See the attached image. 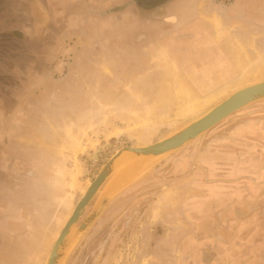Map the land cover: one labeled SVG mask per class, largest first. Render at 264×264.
I'll list each match as a JSON object with an SVG mask.
<instances>
[{"label": "rangeland", "instance_id": "rangeland-1", "mask_svg": "<svg viewBox=\"0 0 264 264\" xmlns=\"http://www.w3.org/2000/svg\"><path fill=\"white\" fill-rule=\"evenodd\" d=\"M238 2L241 8L251 13L259 7L254 0L203 1L205 4L202 12L215 17L228 7L231 17L228 24L224 21L222 25L215 19L209 20L207 26L196 22L200 30L204 29L208 33H221L222 30L226 33L227 30L230 34L225 66L207 69L210 78L206 85L199 82L205 80L202 75L206 68H197L191 76L188 71L177 66L172 55L169 56L159 47L148 50L125 48L79 52V45L72 52L70 48L72 49L76 40H71L65 46L68 47V52L53 53L58 57L56 61L60 64V71L54 69L53 72H48L52 90L55 94L62 92V88L64 92L66 87L69 93L74 91L81 94V118L77 120V114L69 118H49L48 124L53 122L68 132L48 134L49 139L53 135L55 141L52 154L48 152L52 163H39L36 167L30 163L36 160V150L31 143L24 141L36 134L28 133L32 128L24 121L17 126L18 134H25L21 140L22 148L13 151L20 162L8 164L6 171L0 163V202L5 194L22 193L23 204L26 201L28 207L30 180L34 181L32 177L38 176V217L31 227L28 221L17 245L6 246L5 262L1 261L2 264H20L19 257L22 259L21 264H46L53 243L82 197L84 189L118 150L159 142L197 120L236 91L264 81V23L261 36L255 39L253 21L246 20L245 26L243 20L237 19ZM0 13L5 14L6 11L0 7ZM190 13L195 12L191 10ZM172 28L171 26L170 29ZM68 80L72 83L69 88L65 86ZM41 91L42 87H37L36 94L39 95ZM52 102L60 112L67 109V104L77 109V101L72 99L55 98ZM22 115L24 114L21 113ZM254 118L264 119V100L238 111L170 156H182L194 151L197 155H203L208 146L213 147V152H237L240 147L237 145L236 128L245 119ZM39 138L42 140L41 136ZM1 145L4 148V142ZM246 151L249 152V149ZM46 154L45 150H38L36 156L42 158ZM5 156H9V151ZM249 161L247 160V168L250 167ZM217 163L213 165V168H218L214 171L213 182L228 181L226 183L229 190L226 192L230 196H226L224 200L229 199L227 207L232 211L227 213L214 210L205 218H198L197 214H192L194 218L188 217V213L177 217L183 221L178 222V225L183 224L182 229L176 230L182 232L183 240L190 235L191 223L193 226H211L209 235L208 230L192 229L198 242L197 255L192 254V260L184 259L181 264H264V191H260L259 195H254L258 191H252L254 184L261 185L264 189V179L254 183L246 178L247 193L244 201L242 196L237 195V184L242 181L238 180L236 174L238 165L226 161ZM169 165L171 163L162 161L152 166L145 175L116 195L103 214L70 245L62 264H156L148 258L152 247L148 248L143 242L147 243L149 236L155 232L157 236L159 232L156 228L153 231L145 225L153 196L166 187L162 178L166 174L170 175ZM261 170L264 174V165ZM227 176L230 177L229 180L225 179ZM157 179H162V182L159 184ZM100 196L101 193L95 197L88 212ZM6 199L10 200V197ZM7 202L8 205L13 203ZM83 220L84 218L80 220L79 225ZM163 232L168 235L173 232V228L167 227ZM29 240L32 244H25ZM209 252L215 253L212 261L205 259ZM179 253L190 256L189 248L185 246Z\"/></svg>", "mask_w": 264, "mask_h": 264}, {"label": "crops", "instance_id": "crops-1", "mask_svg": "<svg viewBox=\"0 0 264 264\" xmlns=\"http://www.w3.org/2000/svg\"><path fill=\"white\" fill-rule=\"evenodd\" d=\"M0 1L2 2L1 9L6 11L5 14L0 13V28L2 29L0 32V134L2 139L4 138L0 139L1 143L4 142V148L0 143V163L5 171L8 164L15 165L18 161L20 162V158L13 151L22 148L21 140L25 134H18L16 129L22 121L32 128L28 133L36 134L24 140L31 143L34 146L32 148L36 150V160L30 162L36 167L39 163H52V157H49L48 152L52 154L55 141H53V135L49 139L48 134L68 132V130L64 131L63 127L60 128V125H54L53 122L48 124L49 118L55 116L69 118L77 114L79 118L77 120H80L81 94L74 93V91L69 93L66 87H64V92L62 88V92L54 94L52 81L48 74L54 69L60 71V64L56 61L58 57L57 55L55 57L53 53L55 51L57 54L68 52L69 49L65 46H68L71 40H76L72 49L69 47L72 52L79 48V45H81L79 52H101L125 48L148 50V48L159 47L169 56L172 55L177 66L188 71L192 74L191 76L197 68H206L202 75L205 80L199 81L205 85L210 78L209 73L206 72L207 69L212 70L225 66V55L230 45L229 32L225 30V33L222 30L221 33L211 31L208 33L204 29L200 30L196 22H202L204 26L208 25L209 20H216L219 25H222L224 21L228 24L231 19L230 8L227 7L223 12L211 17L202 12L205 0H173L166 8L153 13L148 7L155 5L157 3L155 0ZM254 1L255 5L259 6L256 7L257 10L254 13L241 8L238 2L237 19L243 20L244 23L246 20L253 21V36L256 39L261 36L264 23V0ZM191 10L195 13H190ZM170 18L176 20L171 23ZM219 25L216 24V26ZM171 26L172 29H170ZM203 54L206 55L203 56ZM70 85L72 83L68 80L65 86L69 88ZM37 87L39 89L42 87L39 95L36 94ZM55 98L77 101V109L67 104L65 105L67 109L64 108L65 110L60 112L54 108L52 101ZM21 113L24 115L21 116ZM236 132L237 145L240 147L237 152H213V147L208 146L206 154L203 155L200 153L197 155L194 151L182 156H169L164 160L166 163H171L169 165L170 175L166 174L162 178L166 187L153 196L154 200L148 208L145 225L151 227L153 231L156 228L159 232L157 236L156 232L149 236L147 243L143 242V245H147L148 248L152 247L151 256H148L149 261L156 262V264H181L184 259L192 260V254L197 255L196 249H198V242L193 236L192 229L197 231L201 228L208 230V235L211 233L209 230L211 226H196L194 223L193 226L191 223L190 235L183 240L182 232L176 231L177 228L182 229L183 227V224L178 225V222H183L177 219L178 216L188 213V217L197 214L198 218H205L209 212L214 210L227 213L232 211L227 207L229 199L224 200L226 196H230V193L226 192L229 190L226 183L228 181L213 182L214 171L218 170V168H213V165L217 161L238 165L236 174L238 180L242 181L237 184V195L242 196L244 201L247 193L246 178L254 183L264 179L261 170L264 165V119H245L238 125ZM39 133H42L40 135L42 140L39 138ZM7 143H9L8 146ZM56 143L61 142L56 141ZM56 148L60 147L56 146ZM246 149H249V152ZM38 150H45L47 154L42 158H37ZM8 151L9 156L6 157L5 154ZM247 160H250L249 168H247ZM234 172L232 168V173ZM138 175V173L127 171L119 177L114 185L115 188L123 189ZM4 178L5 172H3ZM37 178L38 176H34L32 179L35 180H30L28 207L26 201L23 204L22 193L3 195L4 198L0 202V264H2L1 261L5 262L6 246L17 245L18 240L22 239V230L27 227L28 221L30 227L33 222L37 221ZM162 179H157L159 184ZM225 179L229 180L230 177L227 176ZM110 181L103 186L102 190L108 186ZM253 187L252 191H258L254 195H259L260 191H264L261 185L254 184ZM33 195L35 198H32ZM0 196L2 197L1 194ZM6 197H10V200ZM6 200L9 203L13 202L12 205H8ZM238 203L241 205L239 201ZM108 205L104 211L109 207ZM89 213L90 211H86L83 218L85 219ZM167 227L173 228V232L168 235L163 232ZM27 243L32 244L30 240L25 242ZM184 246L189 248L190 256L188 257L179 253ZM205 256L206 260L212 261L215 253L209 252ZM19 259L21 264V257ZM29 261H32V250L29 251Z\"/></svg>", "mask_w": 264, "mask_h": 264}, {"label": "water", "instance_id": "water-1", "mask_svg": "<svg viewBox=\"0 0 264 264\" xmlns=\"http://www.w3.org/2000/svg\"><path fill=\"white\" fill-rule=\"evenodd\" d=\"M263 100L264 81H261L236 91L197 120L159 142L148 146L124 147L118 150L85 189L83 196L53 243L46 264H62L70 245L100 217L107 204L130 184L138 180L148 169L161 163L238 111ZM127 171L139 175L123 189L117 190L114 185L119 177ZM110 179L108 186L102 190ZM99 193L101 196L97 203L79 225L88 207Z\"/></svg>", "mask_w": 264, "mask_h": 264}, {"label": "flooded vegetation", "instance_id": "flooded-vegetation-1", "mask_svg": "<svg viewBox=\"0 0 264 264\" xmlns=\"http://www.w3.org/2000/svg\"><path fill=\"white\" fill-rule=\"evenodd\" d=\"M155 1L157 2L155 3V5L148 7L151 13L158 11L161 8H166L168 4L172 3L173 0H155Z\"/></svg>", "mask_w": 264, "mask_h": 264}, {"label": "bare ground", "instance_id": "bare-ground-1", "mask_svg": "<svg viewBox=\"0 0 264 264\" xmlns=\"http://www.w3.org/2000/svg\"><path fill=\"white\" fill-rule=\"evenodd\" d=\"M173 21H174V20H173ZM173 21H172V22H173ZM127 176H128V175H127ZM128 177H131V176H128ZM126 179H127V178H126ZM126 179H125V180H126ZM120 185H121V184H120ZM120 185H119V187H120Z\"/></svg>", "mask_w": 264, "mask_h": 264}]
</instances>
